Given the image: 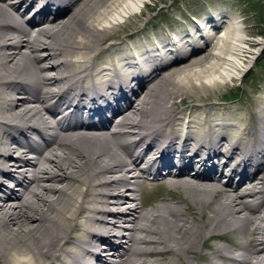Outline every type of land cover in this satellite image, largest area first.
<instances>
[{
  "label": "bare ground",
  "instance_id": "obj_1",
  "mask_svg": "<svg viewBox=\"0 0 264 264\" xmlns=\"http://www.w3.org/2000/svg\"><path fill=\"white\" fill-rule=\"evenodd\" d=\"M149 1L0 0V264H264V94L210 97L264 41L123 33Z\"/></svg>",
  "mask_w": 264,
  "mask_h": 264
},
{
  "label": "rangeland",
  "instance_id": "obj_2",
  "mask_svg": "<svg viewBox=\"0 0 264 264\" xmlns=\"http://www.w3.org/2000/svg\"><path fill=\"white\" fill-rule=\"evenodd\" d=\"M209 9L221 10L223 13L226 11L233 12L242 20L247 37L251 41L255 39L264 41V0H151L147 3V8H143L141 16L134 18L131 21L132 23H126L124 27L126 30L123 33L128 35L135 34V37L139 36L141 39L142 37L147 38L146 35L151 33V31L161 30L162 32L160 33H167L169 27L171 29H180L188 26V21L193 18V21H200V18L197 19L196 17H200ZM192 24L197 23L192 22ZM123 33L121 32V34ZM160 33L158 34L160 35ZM202 45H204V39L201 33L200 37L194 38L193 46L182 48V56L197 51ZM170 84H172V81L168 80L166 85ZM263 94L264 45L256 59L251 63L250 68L239 79L221 87L219 91L213 92L210 97L214 99L213 102L216 104L236 102L237 105L244 108L240 112L241 114L239 113V117L236 118L251 117L252 119H248V123H253L252 120L257 109L255 106L258 101L257 98L259 97L260 99ZM200 95L202 98L207 97L205 93H200ZM216 98L219 100H215ZM230 98L235 99L229 100ZM216 112L219 115H223L219 113L218 109ZM196 113L201 114V111L198 110ZM257 129L259 131V128ZM251 137L248 136V143L251 142ZM145 181L148 185L153 183L151 179H146ZM161 191L162 187L159 186L154 189L149 188L144 194L150 200L151 197L154 198Z\"/></svg>",
  "mask_w": 264,
  "mask_h": 264
},
{
  "label": "trees",
  "instance_id": "obj_3",
  "mask_svg": "<svg viewBox=\"0 0 264 264\" xmlns=\"http://www.w3.org/2000/svg\"><path fill=\"white\" fill-rule=\"evenodd\" d=\"M233 99H235V98H230V100H233Z\"/></svg>",
  "mask_w": 264,
  "mask_h": 264
}]
</instances>
